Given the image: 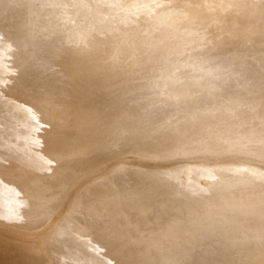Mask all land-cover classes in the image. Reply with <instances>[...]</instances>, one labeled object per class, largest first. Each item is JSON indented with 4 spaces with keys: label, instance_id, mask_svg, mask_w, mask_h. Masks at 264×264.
<instances>
[{
    "label": "rangeland",
    "instance_id": "374dc122",
    "mask_svg": "<svg viewBox=\"0 0 264 264\" xmlns=\"http://www.w3.org/2000/svg\"><path fill=\"white\" fill-rule=\"evenodd\" d=\"M195 1H198L200 3V10L204 12L202 13V15H208L207 17L210 18L211 24L208 25L207 22H205L207 19L203 18L202 21H197L196 29L191 26L183 28L179 27V25H183V21L190 17L189 13L192 10L191 6H193V4L190 5L189 0L33 1L35 4H38L39 2L38 6L41 5L42 8L45 6L44 8L45 10L47 9V12L50 11L49 13H47L45 10H43L45 14H49V17L51 16V20L49 19V17H46L45 14V17H43L44 19L41 18V16L39 19H37L38 17L36 16V23L34 22V25H36L37 27H34L36 34V36L34 35L36 38H34L38 42L34 41L33 38L32 43L34 42V44L32 45L33 47L35 46V48L38 44L39 45L36 49L33 48V50L37 51L34 52V62L32 68L29 71L31 80L30 88L27 87L23 98L21 101H19V103L12 101L14 103L13 104L11 101L9 102L6 99L3 100L4 102H0V114L4 113L7 110L6 106L10 108L16 106L20 107L19 109H17V112H24L25 117L29 110L30 100H32L31 97H28V99L25 98V96H29L30 93H33L34 96L38 95V98L40 97L39 99L41 100L44 97L43 101L45 102L50 98L51 90L52 92L60 94L61 99L56 102V108L54 106L52 108V111L42 105L43 107H40L41 109L39 110V115L42 119H46L43 117L46 116L48 118L46 119L48 120V122L50 120V125L48 124V126L51 132L55 131L54 127H63L67 131L66 135H69L68 137L71 136L68 140H66L67 142L65 147L64 140L67 136L61 135L60 138L62 137V145L50 147L48 149V153L50 152L49 154L55 156L56 159L58 158L63 160L66 164H69L72 168H74L75 171H68L65 174H60V172H57L56 177L51 179L42 178V181H44L48 185V189L44 195L42 194L43 196L40 199L42 200L43 197L45 199H48L49 201L47 202V205H45L44 207L40 206L37 209H31L29 208L30 206H25V211H22V205L20 203H18L19 205L10 204L9 197L11 196V191H15L17 189L22 190V184H24L22 180L30 179L33 172L26 173L24 174V177H19L18 179L11 181L10 177L7 178L5 176L4 171H8L9 169H13L15 166L20 165L19 162L10 163L11 161H9V159L13 158L14 154H17L18 152H21L23 150H31L34 145L31 141H28L19 146H13L15 144L14 141L9 149L3 151L0 149V158H2L3 160H0V180L5 181V179H9V189L7 191L2 190L0 187V228H3L0 229V260H2L1 264H6V260L11 259L15 262H19L18 264H38L42 262L43 264H80V262H85L88 264H96L101 262L100 264H105L103 263L105 260H108L106 264H129L128 261H130V264L132 262L133 264H135L134 260L137 261L135 258H137L138 255L133 254L129 249V246L131 247V243L121 244V242L123 243V239L126 234L130 235L132 233L133 242H136L138 240L137 244L141 241L144 242L150 239L147 234V228L141 230L142 225H140L139 222H131V219L134 218L132 216H135L136 214L135 210H139L140 208H137L141 207V204H144L142 202L147 203L149 199L151 200V202L149 201L147 204L158 203L161 204L160 206L167 207L168 203V209H171L170 213H168L169 210H167L165 212V215H162L164 217L166 216V218L169 216V219H167V221L170 223L169 220H171V218L173 219V217L175 216V213L172 214V211H174V208L176 210V208L181 203L178 204L177 202L167 201L173 200L164 191L166 183L164 184L165 186L162 185L166 181V179H164V177L166 178V169L169 170L170 167L179 165L178 163H180V165L182 166L184 164V166L193 165L192 167H196L198 166L197 164H199V162L201 163L203 158H206L204 157V155H209V153L215 154L217 158L216 160L220 159L219 163H224L226 161V163H231L233 158H238L239 160L244 159V161L249 158H255L253 159L254 161L256 160L255 163L253 160L251 163L246 162V164L251 165V168L245 167V172H258L259 176L257 178H254V180H257V183L262 182V184L256 187V189H254L252 193H249L248 195H244V193H234L230 195L231 197L226 196V198L228 197L231 203H234L232 205L244 203L247 200L256 197L259 198L261 202L258 204L257 211L253 214L240 217H238V215L235 220L228 223V225H225L226 228L224 235H221L220 229L222 228L216 231L211 230L205 233V236L211 233V237H196L190 239V241L186 240L185 242H179L178 249L179 251H181V253H191L192 255H195L196 253L201 252L199 250L201 249V247H207L211 243L210 245H214V247L218 249L217 251L222 253L223 251H221V248L223 250L224 248L221 246L229 243L228 240L235 238L232 240L234 241L232 244L234 245V251H232V249L229 251L225 248V250L228 252L222 253H230L232 255V258L229 257L230 254L227 255L228 258L223 255L227 258L226 259L224 257L225 261L227 262L226 263L223 260V256L221 259L220 253L216 252L217 254L219 253V258L217 257L218 255H215V259L217 261L218 259L220 260L217 264H236V261L238 262L237 264H264V161L262 162L261 160L262 157L264 158V154L259 153V151H257L259 149H256L253 152L250 151L252 153V155H250L251 153L248 152L246 150V147L242 145H236L231 148H227L225 145H221L225 137L227 136L226 126L228 118H230L229 122L232 126V130H244L245 133L248 130H252L253 134H259V132L264 133V106H258V104L264 102V0ZM50 8L54 9L53 12L57 8V10H59L58 14L57 12H54V14ZM64 8H66V10H64ZM60 11L61 13H59ZM3 14L7 19L9 18V14L7 11H5ZM39 15L40 14H38V16ZM64 18H66V20ZM52 19H55V22L57 21L56 24H54L55 22ZM41 20H43V22ZM11 21L12 18L10 17L9 22H5L4 26L2 24V27L4 29L0 30L1 38H3L2 43L4 41V46L6 44H9L10 46L9 47L6 45L5 47L7 48H12L13 46H15V44H13L15 43V41L9 38L8 35H6L10 31L6 30L8 28L10 29V27L13 28V21ZM10 22L11 25L9 24ZM44 22H46L45 24L48 25L47 28H45L46 25L44 24ZM49 22L51 26L49 25ZM53 26L54 28H52ZM41 29H43V31ZM48 29H51L50 33ZM4 31L7 33H5V35H2ZM40 35H43V37H41ZM37 37L39 39H37ZM27 38L28 37H26L25 35H22V40L19 41V44H17V46L20 47V45L22 46V44H25L24 41H26L27 43ZM8 40L12 41L13 43ZM6 41L9 43H7ZM10 44H12L13 46H11ZM2 47L3 46H1V48ZM19 47H17V49L21 48ZM39 55L40 57H37ZM61 74L65 75V77ZM56 78H58L59 80ZM162 78H165V81H163ZM167 78L171 80V82ZM50 79H52V81ZM66 79L69 80L67 81ZM60 80H62L63 83ZM44 81H46V83ZM173 83H176V85H174ZM41 84H43V86H41ZM54 85L55 88H57L58 86V91H54L53 88L50 87H54ZM65 86H67V88H65ZM40 87L42 88L40 89ZM43 87H47L45 88L46 91ZM47 90H49V92H47ZM39 91L41 93H39ZM42 93L43 97L39 95ZM45 94L47 95L45 96ZM12 98L14 99V96L11 97V99ZM5 100L7 102L6 104ZM66 102H70V105L66 104ZM3 104H5L6 106H2ZM83 104L85 105L83 106ZM23 107L26 109H24ZM44 107L46 108V110L44 109ZM54 109L56 110L54 111ZM60 110L63 111V114ZM56 111L60 112L56 114ZM45 112L50 113V117H48V114ZM41 113H44V115L42 116ZM59 114L63 116H60ZM239 114L241 115V120L237 119V116ZM57 116L60 119H58ZM53 117L54 119H52ZM68 117L71 118L67 119ZM53 120L61 122L60 126L57 121H55L54 123ZM67 120L68 123L70 122L69 124L63 123ZM81 128L83 129L80 130ZM83 135H87L88 137H84ZM3 136L4 135L2 131H0V142ZM82 137L84 138L81 139ZM108 138L111 140H109ZM116 141L117 143H115ZM71 143H75L74 145L78 144V146L81 147L75 149L77 148V146H71L70 148V145H73ZM80 143H82L83 145ZM92 143H94V145ZM84 144H86L85 147ZM97 144H100V148H96L99 147L95 146ZM105 144H107V146L109 147L111 145V148H113H110V150H112L113 152H108L109 150L107 149H109V147L107 149L103 148L107 147ZM113 144H117V146H114ZM87 145L94 153L89 150V147H86ZM62 147L66 148V150H64ZM82 147L86 149V153H84L85 149ZM215 147L216 150H214ZM219 147L221 148V150H217L220 149ZM60 148H62V150L65 152H63L62 150H58ZM73 148L76 153L74 151L71 152V149ZM117 148L119 149L116 150ZM135 148H137V150ZM203 148L206 149V153L205 150L203 151L204 155L198 152V150H201ZM212 148L214 149L212 150ZM222 148H224V150ZM52 149H55L56 151L53 150V152ZM99 149L102 152H100ZM105 149L107 151H104ZM131 149H134V151ZM210 149L211 152L209 151L208 153V150ZM225 149H227V152ZM95 151H98V153H96L98 155L95 154ZM139 151H141V153ZM163 151L164 154H162ZM240 151L242 152V154ZM245 151L248 153L246 154ZM120 152H126L124 154L122 153L124 155L123 158H115L117 156L115 154H120ZM127 152L130 153L128 154ZM61 153L66 155H61ZM167 153H169V155H167ZM57 154H59L60 156H56ZM254 155L255 157H253ZM87 156H89L90 158H88ZM138 156H140V158ZM144 156L146 157L143 158ZM99 157L101 158V162L98 161ZM130 157L132 159H130ZM207 158L210 162L215 161L213 157L212 160H210L211 157L209 158V156ZM221 158H225L226 161ZM148 159H150V161ZM189 160L193 163L190 164ZM85 161L88 162L86 163ZM194 161L195 164L197 163L196 166L194 165ZM111 162H115L113 163L114 165ZM121 162H127L132 166H135L136 169H134L135 167H132L131 169L133 171L124 169L125 171L123 172L120 170V167H118ZM233 162H236V160ZM254 165L255 168H253ZM41 167L42 166L40 165L39 169ZM78 167H82V173L78 172ZM108 167H110L111 169V174L108 175L109 182L116 181L117 185L118 183L121 184L120 186H117L116 182H114V184L116 185L115 189H112L113 187L111 185H114L112 184V182L111 185L108 184L109 182L107 183V177H105L104 179V175L99 174H102L101 171L103 170V168L105 169ZM138 167L140 168L138 169ZM100 168L101 170L99 171L98 169ZM260 168L263 169V172ZM117 169H119V171H117ZM115 171L119 172L120 176L119 174L117 175V172ZM126 172H128V174ZM95 173L96 175H94ZM129 173L130 175L136 173L139 177L145 179L146 182L142 181V179L140 181V184L146 183L147 185H145L147 187L143 185V187L145 186L143 188L144 193L140 194L139 197V199H141L142 201H136L139 204L138 207L134 204L136 203L134 201V203H132V201H129L126 198V201L123 200L125 203L123 202L122 205L126 207L125 209L127 211V217L130 216L128 217L129 223H125L128 224V231L132 230V228L136 226V228H133L134 231L130 233H124L123 228H118L117 221L110 222L107 219V209L105 208L106 206L102 201L108 202L109 197H111V194L114 190L121 193L126 191L124 192L125 194L123 193V195L128 196L127 191L129 190L128 192L130 193L137 186L135 185V183L138 184V182H134L132 179V181L128 179L130 178V176H128ZM141 173L144 174L145 177ZM112 174H114L115 178L117 177L119 181L116 180L114 176H112ZM123 174H125V178H122L124 177ZM91 175L93 176L91 177ZM101 179H104L105 181L103 180L102 182L98 183L97 181H100ZM10 181L13 183L11 184ZM75 182H77L78 184ZM97 183L98 185L101 183L100 185L104 187L99 190L101 186L95 185ZM157 183L161 186H157ZM10 184L12 186H10ZM90 184H92V186H90ZM72 185L75 188L72 187ZM78 185L81 187H79ZM87 185H89L90 187ZM153 185L156 187V190L157 188L160 189L162 187V189H164H160V192L157 190L158 194L161 193L159 194V197L157 194L158 199L157 197H155L156 193H149L151 192V190L152 193L156 191ZM169 186H173L172 188H175V185ZM70 187H72V189ZM118 187H121L125 190L123 191V189H121V191H119ZM71 191L73 192L71 193ZM219 191L220 190L214 192L218 193ZM94 192H98L100 195L96 193L94 194ZM69 193H71V196ZM108 193L110 194L108 195ZM250 194L254 195L249 196ZM153 195L156 198V202L155 198H152ZM163 195H167L169 199L167 197L162 198L164 197ZM225 195H227V193H225ZM217 196L219 201H215L219 203L225 201V197H221L222 195ZM144 197L147 198L146 201H143V199H145ZM64 198H69L70 201H68V199L66 201ZM86 198V202L90 205L93 212L91 214L88 213V215L87 211L82 206V203L86 200ZM99 198H102V201ZM159 198L162 200H160ZM95 199L98 200V203L95 201ZM152 199L154 201H152ZM164 199H166V201H164ZM157 200H159L160 202H158ZM161 201L166 202V205L164 203V205H162ZM49 202L51 204L48 205ZM127 202L135 205V207H133V205L131 206V204L129 203L127 204ZM60 203H65V209L61 213L63 217L61 216V214L58 215V207ZM99 208L101 209V211H99ZM198 208H200V206ZM140 210L139 212H137L141 214ZM102 212H104V214ZM226 213L231 214V211H226ZM74 214H77V216L79 215L78 218ZM159 216L160 214L158 213V217ZM195 216L199 217L198 214H196ZM54 217L55 219H57L56 221L54 220ZM14 218H16L17 220ZM73 218L75 220H73ZM69 219L73 222L75 221V227L72 221H70ZM79 219H82V221H80L82 222V224L86 223L87 225H82L79 222ZM89 219L94 220L93 222L88 224ZM208 219L209 218L204 219L202 224H198V228H200V230L203 228V230H207L210 227L209 225H212V223L206 225V221ZM241 220L244 224L245 231H247L246 236L242 238L235 237V235L238 234H234L231 227L238 224ZM167 221L165 223L162 221H155L152 224L156 225L158 223L157 227H160L163 233H166L168 229H170V227H168L170 225H168L169 223ZM114 222L115 224H113ZM46 225H49L50 227H48L47 230H45L43 233H39L41 227ZM72 227L77 229L78 231L75 229L74 230L76 232L72 231ZM79 227L81 229L83 227H86L84 230L82 229L83 231L81 232L86 231V233H88L89 235L84 233L85 235L83 237V233H80ZM164 228H166L167 230H165ZM257 228H259V232L256 231ZM70 230L72 231L73 236L70 235ZM200 230H198V234L200 233ZM13 231H15V233ZM8 233H14L15 236L13 235L12 237ZM26 234L33 236L30 238L28 235V238L25 239L27 237ZM74 234H77V236L82 234L80 235V238L82 239H78ZM216 235L218 236L214 238V236ZM51 237H53V240H51ZM41 238L46 239L43 241ZM74 238L77 239H75L74 241ZM86 238L88 240H93H91L92 242L88 241L89 243H86ZM12 239L14 240L12 241ZM7 240L11 242H8ZM64 240L68 242L65 243ZM62 241L64 242L62 243ZM77 241H79V243L81 244H79ZM55 242H58V245H56L57 243ZM60 242L61 244L59 247ZM76 242L81 247L83 245V249L79 247L81 251L86 250L84 248L85 244L87 245L85 246L89 248L87 249V252L84 251L86 252L85 254L83 252L79 256V258H83H81L82 261L77 258V254L75 255V253L72 252L73 250L70 251V248L72 249L75 244L77 245ZM115 243L118 246H116ZM106 244H108V246ZM105 245L108 247V251ZM66 246L69 248V252L73 253L72 255L71 253L67 252V248L63 250ZM111 247L113 250L111 249ZM123 247L125 248L123 249ZM43 248L46 250H44ZM51 248L55 253H52L53 251L51 250ZM57 250L58 252L56 254ZM114 250L116 252L120 251L118 252L119 254L117 253V256H115L116 253H113ZM120 253L123 257L127 256L125 258L126 261L123 257H121ZM47 254L50 255L48 256ZM83 254L86 256L84 257ZM132 254L135 255V258H133L134 260L130 258L134 257ZM44 255L45 258L41 259V257H44ZM118 256L119 258L117 259L116 257ZM236 256H239L238 258L241 257L242 259H239L238 261L236 260ZM235 257L236 259H234V263L232 259ZM120 258L123 260H120ZM244 258L246 259L244 260ZM138 259L140 260L139 257ZM3 260L5 262H3ZM78 260L79 263L77 262ZM109 260H111V262ZM199 260L196 261V264L197 262H201ZM221 260H223L224 262ZM240 260H243L244 262L242 263V261ZM139 263L144 264L143 262L141 263V260L139 262L137 261V264Z\"/></svg>",
    "mask_w": 264,
    "mask_h": 264
},
{
    "label": "bare ground",
    "instance_id": "6f19581e",
    "mask_svg": "<svg viewBox=\"0 0 264 264\" xmlns=\"http://www.w3.org/2000/svg\"><path fill=\"white\" fill-rule=\"evenodd\" d=\"M34 0H17V1H9V0H0V30H3L4 28L2 27V24H3V26H4V23L5 22H9V18L11 17L12 18V21H13V28H11L10 27V29L8 28L6 31H9V33L8 34H6V35H8V37L9 38H11L12 40H14L15 41V43H13L12 41H10V40H8V41H10V42H12L13 44H15V46H13L12 44H10L11 46H13L12 48H7V47H5L6 45L7 46H9V44H6L5 46H4V41H3V43H2V39L3 38H1V35H0V102H4L3 100L4 99H6V100H8L9 102L11 101H14V102H18L19 103V101H21L22 100V98H23V95H24V93H25V90L27 89V87L28 88H30V82H31V80H30V76H29V71H30V69L32 68V65H33V62H34V57H35V54H34V52H36L37 50H33V48H35V46L33 47V45L32 44H34V42L32 43V41H33V38L36 36V34H35V26L36 25H34L36 22H35V18H36V16L38 17L37 19H39L40 18V16H41V18H43V17H45L44 16V14H45V12L43 11V10H45V6L42 8L41 7V5L40 6H38V4H39V2H38V4H35L34 2H33ZM38 0H35V2H37ZM42 2H44V1H42ZM45 4V3H44ZM189 4L191 5V4H193V6H191L192 7V10H191V12L189 13L190 14V17L188 18V19H186L185 21H183L182 23H183V25L181 24V25H179V27L180 28H183V27H187V26H191V27H193V28H195L196 29V25H197V21L199 20V21H202V19L203 18H205V19H207L205 22H207V24L209 25V24H211V20H210V18H208L207 16H203L202 15V13H204L203 11H201L200 10V3L198 2V1H195V0H189ZM35 5H37V6H35ZM47 5V4H46ZM42 6H43V4H42ZM48 6V5H47ZM51 9V8H50ZM52 10V12H53V10L54 9H51ZM64 10H66V8H64ZM5 11H7L8 12V14H9V18L7 19L6 18V16H4V12ZM43 11V12H42ZM46 12H47V9L45 10ZM58 11L59 10H57V8H56V10L54 11V12H57V14H58ZM61 11H62V9H61ZM61 11L59 12V13H61ZM178 11V10H177ZM50 11H48L47 13H49ZM53 12V13H54ZM40 14L39 16H38V14ZM55 14V13H54ZM53 14V15H54ZM56 14V15H57ZM43 15V16H42ZM46 15V17H49V14H45ZM48 15V16H47ZM5 17V18H4ZM51 18V16L49 17V19ZM6 19H7V21H6ZM44 19V18H43ZM46 19V18H45ZM48 19V18H47ZM65 20H66V18H64ZM11 20V19H10ZM51 20V19H50ZM53 20V19H52ZM55 20V19H54ZM53 20V21H54ZM11 21V22H12ZM42 22H43V20H41ZM61 21V20H60ZM11 22L9 23L10 25H11ZM35 22V23H34ZM47 22V21H46ZM46 22H44V24L46 23ZM51 22V21H50ZM50 22H49V25L51 26V24H50ZM55 22V21H54ZM53 22V23H54ZM57 22V21H56ZM56 22L54 23V24H56ZM38 23V22H37ZM39 23H40V21H39ZM8 24V23H7ZM44 24H43V27H44ZM40 25V24H39ZM46 25V24H45ZM61 25V24H60ZM7 26H9V25H7ZM7 26H6V28H7ZM55 26V25H54ZM54 26L52 27V28H54ZM1 27H2V29H1ZM37 27V26H36ZM41 27V26H40ZM42 27V28H43ZM48 27V25H46V27L45 28H47ZM5 28V29H6ZM39 28V27H38ZM51 28V27H50ZM42 31H43V29H41ZM47 30V29H46ZM49 30V33H50V30L51 29H48ZM45 32V31H44ZM5 33H7V32H5L4 31V33H2V35L4 34L5 35ZM46 33H47V31H46ZM45 33V34H46ZM141 33V32H140ZM0 34H1V31H0ZM41 34V33H40ZM43 34V33H42ZM52 34H53V32H52ZM60 34V33H59ZM22 35H25L26 37H28L27 39V43H26V41H24L25 42V44H22V43H20V44H22V46L20 45V47L19 46H17V44H19V41L20 40H22L21 39V37H22ZM35 35V36H34ZM37 35H38V32H37ZM55 35V34H54ZM41 36V35H40ZM49 36V35H48ZM2 37H4V36H2ZM6 37V36H5ZM41 37H43V35L41 36ZM36 38V37H35ZM34 38V41H37L36 39ZM24 39H26V38H24ZM37 39H39L38 37H37ZM45 39V38H44ZM47 39H48V37H47ZM5 40V39H4ZM40 41V40H39ZM7 42V41H6ZM38 42V41H37ZM7 43H9V42H7ZM42 43V42H41ZM66 43V42H65ZM39 45V44H38ZM38 45L36 46V48L38 47ZM60 45V44H59ZM1 46H3L2 48H1ZM10 47V46H9ZM17 47H19L20 49H17ZM6 48V49H5ZM35 48V49H36ZM68 51V50H67ZM180 52V51H179ZM183 52V51H182ZM181 52V53H182ZM37 57H40V55L39 56H37ZM108 58V57H107ZM37 59V58H36ZM233 63V62H232ZM63 66V65H62ZM232 69V68H231ZM40 72V71H39ZM51 74V73H50ZM52 75V74H51ZM62 76H64L65 77V75H63V74H61ZM60 75V76H61ZM69 75H73V74H69ZM240 76V75H239ZM62 78V77H61ZM60 78V79H61ZM56 79H58V78H56ZM168 79V78H167ZM35 80V79H34ZM51 81H52V79H50ZM59 80V79H58ZM67 81L69 80V79H66ZM162 80L163 81H165V78H162ZM169 80V79H168ZM61 82H62V80H60ZM67 81H65V82H67ZM72 81V80H71ZM167 81V80H166ZM170 82H171V80H169ZM45 83H46V81H44ZM43 82V83H44ZM48 82V81H47ZM38 83V82H37ZM63 83V82H62ZM34 84V83H33ZM54 84V83H53ZM57 84V83H56ZM74 84V83H73ZM174 85H176V83H173ZM51 85V84H50ZM66 85V84H65ZM41 86H43V84H41ZM51 88H53V90L54 91H58V86H57V88H55V85H54V87L53 86H50ZM88 87V86H87ZM191 87V86H190ZM42 87H40V89H41ZM44 88V87H43ZM45 88H47V87H45ZM44 88V89H45ZM65 88H67V86H65ZM8 90V91H7ZM51 90V89H50ZM72 90V89H71ZM32 91H33V89H32ZM42 91V90H41ZM45 91H46V89H45ZM64 91V90H63ZM261 91V90H260ZM43 92H44V90H43ZM47 92H49V90H47ZM125 92V91H124ZM39 93H41L40 91H39ZM38 94V93H37ZM36 94V95H37ZM39 95H41V97H43L42 95H43V93L42 94H39ZM47 94H45V96H46ZM50 95V94H49ZM63 95V94H62ZM14 96V99L12 100L11 99V97H13ZM60 94H57V93H55V92H52V90H51V95H50V98H49V96H48V98L49 99H47L45 102L43 101V98H42V100L41 99H39L38 98V95L37 96H34L33 95V93L31 94H29V96H25V98H28V97H31V99L32 100H30V105H29V110H28V113L25 115V117H24V112L23 113H18L17 112V109H19L20 107H13V108H10V107H7L5 104L7 103L6 102V100H5V104H3L2 106H6V108H7V110L4 112V113H2V114H0V131H2V133H3V137L1 138V144H0V149L3 151V150H7V149H9L10 147H11V145L13 144V142L15 141V144L13 145V146H15V145H17V146H19V145H21V144H24V143H26V142H28V141H31L32 143H33V145H34V147H32V149L31 150H23V151H21V152H18L17 154H14V156H13V158H10L9 159V161H11L10 163H14V162H19V166H15L13 169L11 168V169H9L8 171H4L5 172V176L7 177V178H11V181H14V180H16V179H18L19 177H24V174H26V173H29V172H33L32 173V177L30 178V179H26V180H22L23 182H24V184H22V190L21 189H17V190H15V191H11V196L9 197V202H10V204H15V205H17L18 203H20L21 205H22V211H25L24 210V207L25 206H30L29 208H31V209H37V208H39L40 206H45V205H47V202L49 201L48 199H45L44 197L42 198V200L40 199L44 194H45V192L47 191V189H48V185L44 182V181H42V178H48V179H51V178H55L56 177V175H57V172H60V174H62V173H66V172H68V171H71V172H73V171H75V169L74 168H72L69 164H66L63 160H61V159H56L55 158V156H53L52 154L50 155L49 153H48V149L50 148V147H56V145H62V143H61V141H62V137L60 138V136L61 135H66V133H67V131H66V129L65 128H63V127H54V130L55 131H50L49 130V126H48V124H49V122H50V120H49V122H48V120H46V119H48L46 116H43L44 115V113L42 114V116L44 117V118H46V119H42L41 117H40V115H39V110L43 107L42 105H44L46 108H48V109H50V110H52L53 111V107L55 106V108H56V102L59 100V99H61L60 98ZM146 96V95H145ZM203 96V95H202ZM180 98V97H179ZM29 99V98H28ZM46 99V98H45ZM184 100V99H183ZM24 101V100H23ZM29 101V100H28ZM63 101V100H62ZM185 101V100H184ZM238 101V100H237ZM240 101V100H239ZM59 102H61V101H59ZM13 103V102H12ZM27 103V102H26ZM89 103V102H88ZM14 104V103H13ZM66 104H68V105H70V102H66ZM19 105V104H18ZM17 105V106H18ZM81 105V104H80ZM85 104H83V106H84ZM264 106V102H262V103H260V104H258V106ZM20 106V105H19ZM25 107V106H24ZM23 107V108H24ZM41 107V108H40ZM44 107V109L46 110V108ZM68 107V106H67ZM82 107V106H81ZM72 108H73V106H72ZM78 108V107H77ZM24 109H26V108H24ZM47 109V110H48ZM181 109V108H180ZM21 110V109H20ZM56 109H54V111H55ZM63 110H65V109H63ZM67 110V109H66ZM73 110V109H72ZM79 110V109H78ZM43 111V110H42ZM49 111V110H48ZM61 111V110H60ZM59 111V112H60ZM188 111V110H187ZM57 112V111H56ZM59 112H57L56 114H58ZM62 112V114H63V111H61ZM45 113H47L48 114V117H50V113H48V112H45ZM55 113V112H54ZM46 114V115H47ZM51 114H52V112H51ZM188 114V113H187ZM60 115V114H59ZM181 115V114H180ZM190 115V114H189ZM234 115V114H233ZM60 116H63V115H60ZM88 116V115H87ZM91 116V115H90ZM241 115L239 114L238 116H237V119L239 120H241V117H240ZM58 117V116H57ZM56 117V118H57ZM23 118V119H22ZM69 118H71V117H68L67 119H69ZM75 118V117H74ZM95 118V117H94ZM52 119H54V117L52 118ZM58 119H60L59 117H58ZM57 119V120H58ZM96 119V118H95ZM94 119V120H95ZM21 120V121H20ZM57 120H55V121H57ZM66 120V119H65ZM81 120V119H80ZM93 120V119H92ZM229 120H230V118H228V122H227V126H226V128H227V130H226V137H225V139H224V141H223V143L221 144V145H225L227 148H231V147H234V146H245L246 147V150L248 151V152H250V151H254V150H256V149H259V150H257V151H259V153H263L264 154V140H263V135H264V133H260L259 132V134L257 133V134H253V131L252 130H248V131H246V133L244 132V130L242 131H238V130H232V126L230 125V122H229ZM54 121V120H53ZM55 121H54V123H55ZM76 121H77V119H76ZM58 123H59V126H60V123L61 122H59V121H57ZM74 122V121H73ZM63 123H68V120L67 121H65V122H63ZM70 123V122H69ZM68 123V124H69ZM72 123V122H71ZM46 124V125H45ZM76 124V123H75ZM45 125V126H44ZM50 125V124H49ZM85 125V124H84ZM97 125V124H96ZM64 126H65V124H64ZM67 126V125H66ZM72 126V125H71ZM75 126V125H74ZM79 126V125H78ZM78 126H77V128H78ZM53 127V126H52ZM80 127V126H79ZM92 127V126H91ZM90 127V128H91ZM99 127V126H98ZM51 128V127H50ZM56 128V129H55ZM74 129V128H73ZM83 128H81L80 130H82ZM70 131V130H69ZM77 132H78V130H77ZM76 132V133H77ZM71 134V133H70ZM75 134V133H74ZM108 135V134H107ZM113 135V134H112ZM67 136V135H66ZM66 136H64V137H66ZM69 136V135H68ZM66 137L65 138V147H66V140H68L70 137ZM75 136V135H74ZM84 136V135H83ZM86 137H88L87 135H85ZM84 136V137H85ZM100 136H102V135H100ZM84 137H82L81 139H83ZM90 137V136H89ZM106 137H108V136H106ZM9 138H10V141H9ZM73 138V137H72ZM93 138V137H92ZM80 139V140H81ZM91 139V138H90ZM103 139V138H102ZM109 139V138H108ZM85 140H86V138H85ZM89 140V139H88ZM109 140H111V139H109ZM122 140V139H121ZM72 141V140H71ZM70 141V142H71ZM113 141H115V140H113ZM119 141V140H118ZM174 141V140H173ZM73 142V141H72ZM82 142V141H81ZM84 142V141H83ZM94 142V141H93ZM97 142V141H96ZM101 142H102V140H101ZM108 142V141H107ZM134 142V141H133ZM172 142V141H171ZM69 143V142H68ZM85 143V142H84ZM89 143V142H88ZM87 143V144H88ZM98 143V142H97ZM112 143V142H111ZM114 143V142H113ZM115 143H117V141L115 142ZM71 144H73V145H70V148H71V146H73V147H75V146H77V148H75V149H78V147H81V146H78V144H76V145H74L75 143H71ZM80 144H82V143H80ZM79 144V145H80ZM93 145H94V143H92ZM148 144V143H147ZM68 145V144H67ZM83 145V144H82ZM85 145L86 144H84V147H85ZM104 145V144H103ZM106 146H107V144H105ZM114 146H117V144H113ZM112 145V146H113ZM31 146V145H30ZM90 146H91V144H90ZM95 146H99V147H96V148H100V144H97V145H95ZM135 146V145H134ZM133 146V147H134ZM60 147V146H59ZM68 147V146H67ZM84 147H82V148H84ZM86 147H89L88 145L86 146ZM101 147H102V143H101ZM109 146H107V147H103V148H108ZM132 147V148H133ZM63 148V147H62ZM62 148H60V149H58V150H62ZM110 148H111V145H110V147H109V149H107V150H109L108 152H110V151H112V150H110ZM113 148V147H112ZM111 148V149H112ZM121 148V147H120ZM205 148H209V147H205ZM205 148H203V149H201V150H198V152L200 153V154H203L204 155V153H203V151L205 150V153H206V149ZM217 148H218V146H217ZM220 148V147H219ZM55 149H57V148H55ZM55 149H52V151L54 150V151H56ZM64 150H66V148H63ZM69 149V148H68ZM80 149V148H79ZM85 149V148H84ZM92 149V148H91ZM93 149H94V146H93ZM104 150V151H107V150ZM119 148H117L116 150H118ZM136 150H137V148H135ZM214 148H212V150H213ZM223 150H224V148H222ZM0 150V151H1ZM51 150V149H50ZM81 150H83V149H81ZM88 150V149H87ZM89 150H90V147H89ZM88 150V151H89ZM98 150V149H97ZM100 150V149H99ZM131 150H133L134 151V149H131ZM214 150H216V147H215V149ZM217 150H221V148L220 149H217ZM226 150V152H227V149H225ZM228 150H230V149H228ZM53 151V152H54ZM59 151V152H60ZM63 151V150H62ZM69 151V150H68ZM67 151V152H68ZM72 151H74V148L73 149H71V152ZM86 151V149L84 150V153H86L85 152ZM87 151V152H88ZM90 151H92V150H90ZM103 151V152H104ZM121 151V150H120ZM209 151L211 152V149L210 150H208V153H209ZM63 152H65V151H63ZM75 152V151H74ZM73 152V153H74ZM93 152V151H92ZM100 152H102L101 150H100ZM108 152H106V153H108ZM113 152V151H112ZM140 153H141V151H139ZM197 152V153H198ZM212 152H214V151H212ZM216 152V151H215ZM241 152V151H240ZM244 152V151H243ZM248 152H246L245 151V153L247 154ZM76 153V152H75ZM78 153V152H77ZM81 153V152H80ZM79 153V154H80ZM89 153V152H88ZM94 153V152H93ZM92 153V154H93ZM96 153H98V151H95V154ZM105 153V152H104ZM104 153H102V154H104ZM123 153V152H122ZM121 152H120V154L118 153V154H115V155H117L115 158H119V157H121V158H123V154L124 153H126V152H124L123 154H122ZM128 154L130 153V152H127ZM131 153H133V152H131ZM136 153V152H135ZM161 153V152H160ZM198 153V154H199ZM219 153H221V152H219ZM238 153V152H237ZM251 153V152H250ZM55 154V153H54ZM82 154H83V152H82ZM114 154V153H113ZM122 154V155H121ZM162 154H164V151H163V153ZM166 154V153H165ZM241 154H242V152H241ZM59 154H57L56 156H58ZM61 155H64V154H62L61 153ZM66 155V154H65ZM64 155V156H65ZM67 155H69V154H67ZM96 155H98V154H96ZM110 155V154H109ZM119 155V156H118ZM121 155V156H120ZM132 155H135V154H132ZM167 155H169V153H167ZM195 155V154H194ZM250 155H252V153L250 154ZM257 155V154H256ZM60 156V155H59ZM58 156V157H59ZM72 156H73V154H72ZM75 156H76V154H75ZM78 156V155H77ZM100 156V155H99ZM142 156V155H141ZM170 156H172V155H170ZM199 156V155H198ZM209 156V158L211 157V159L210 160H212V157L214 158V162H210L209 160H208V157ZM249 156V155H248ZM262 156V155H261ZM67 157V156H66ZM88 158H90L89 156H87ZM126 157V156H125ZM124 157V158H125ZM132 157V156H131ZM130 157V159H132ZM137 157V156H136ZM139 158H140V156H138ZM146 156H144L143 158H145ZM147 157H149V156H147ZM195 157V156H194ZM204 157H206V158H203V160L201 161V163L199 162V164H197L198 166H196V164H195V161H194V165L196 166V167H192V166H184V164H183V166L182 165H180V163H178L179 165H177V166H175V167H170V169L169 170H167L166 169V178L164 177V179H166V181L162 184L163 186H165L164 184L166 183V187H164V189H162V188H160V189H162V190H164L166 193H167V195L173 200V201H170V200H167V201H169V202H177L178 204L179 203H181L177 208H176V210H175V208H174V211H172L173 213L172 214H174L175 216L173 217V219L171 218V220H169L170 221V223L167 221V219H169V216L166 218V216L164 217L162 214H164L165 215V212L167 211V210H169L168 208H169V206H168V203H167V207H164V206H160L161 204H154V203H149V204H147L149 201L151 202V200L149 199L148 200V202L146 203V202H142V203H144V204H141L142 206L141 207H138L139 206V204L136 202L137 200H139L140 202L142 201L141 199H139V197H140V194H143L144 193V191H143V188L147 185L146 183H144V184H140V181L143 179V178H141V177H139L136 173L135 174H131L130 175V173H129V175L128 176H130V178H128V179H132L134 182L136 181V182H138V184H136L135 183V185H137L130 193L127 191V193H128V196H124L123 195V193L124 192H126V191H124L125 189H123V188H121V187H118L119 188V191H121V189H123V191L124 192H116V190H114L113 192H112V194H111V197H109V201L107 202V201H102L101 199L102 198H99L103 203H104V205L106 206L105 208L107 209V212H106V217H107V219L110 221V222H113V221H117V224H118V228H123V230H124V233H130V232H132V231H134L133 230V228H136V226H134L133 228H132V230H129L128 231V228H127V226H128V224H125V223H129V218L128 217H130V216H128L127 217V211H126V207L125 206H123L122 205V203L124 202V201H126L125 200V198L126 199H128L129 201H132V203H134V202H136V203H134L137 207V209H139L140 210V212H141V214L140 213H138L139 212V210H135L136 212V214H135V216H132V217H134V218H132L131 219V222L132 223H134V222H139L140 223V225H142V227H141V230L142 229H144V228H147V234H148V236H149V240H147V241H144V242H140V243H138L137 244V242H138V240L135 242H133V239H132V234H130V235H127L126 234V236L124 237V236H122V237H124V239H123V243L121 242V244H127V243H131V247L129 246V249L131 250V252L133 253V254H137L138 256H137V258H135V255H133L134 257H130V258H135L138 262L141 260V263L143 262L144 264H196V261L197 260H199L200 258V260L199 261H201V262H197V264H217L218 263V261H220L219 259H218V261L215 259L216 258V256L219 258V251H217L218 249L216 248V247H214V245H208L207 247L206 246H203V247H201V249H199L201 252H199V253H196L195 255H192L191 253H187V254H185V253H181V251H179V249H178V244H179V242H185L186 240L188 241H190V239H192V238H198V237H211L212 236V234L211 233H209V235H206L205 236V233H207L208 231H211V230H214V231H216V230H218V229H220V228H222V229H220V231H221V235H224V233H225V228H226V226L225 225H228V223H230L231 221H233V220H235L236 218H237V216L238 217H240V216H248L249 214H253L254 212H256L257 211V207H258V204L261 202L260 200H259V198H252V199H249V200H247L246 202H244V203H238V204H235V205H232V204H234V203H231V201L229 200V198L228 197H231L230 195H232V194H234V193H244V195H248L249 193H252V191L254 190V189H256V187H258L260 184H262V182H259V183H257L256 181L257 180H254V178H257L258 176H259V173L258 172H249V173H246L245 171V167H250L251 165L250 164H246V162H252V160L253 159H255V158H253V159H251V158H249V159H247L246 161H244V159H241V160H239L238 158H233V160L231 161V163H226L227 161L225 160V158H221V159H224L226 162H224V163H222V162H220L219 163V160L220 159H218V160H216L217 158H216V156H215V154H210L209 153V155L208 154H206V156L204 155ZM253 157H255V155L253 156ZM75 158V157H74ZM81 158V157H80ZM128 158V157H127ZM154 158H157V157H154ZM171 158V157H170ZM183 158V157H182ZM190 158H193V157H190ZM196 158H198V157H196ZM200 158V157H199ZM85 159V158H84ZM98 159V158H97ZM100 159V160H99ZM99 159H98V161L99 162H101V158L99 157ZM134 159V158H133ZM167 159V158H166ZM181 159V158H180ZM184 159V158H183ZM186 159H187V157H186ZM185 159V160H186ZM189 159V158H188ZM201 159V158H200ZM257 159V158H256ZM260 159V158H259ZM0 160L1 161H3L2 160V158H0ZM80 160V159H79ZM105 160V159H104ZM116 160V159H115ZM118 160H120V159H118ZM124 160V159H123ZM141 160V159H140ZM143 160V159H142ZM149 161H150V159H148ZM152 160H153V158H152ZM151 160V161H152ZM168 160V159H167ZM193 160H195V159H193ZM192 160V161H193ZM236 160V162H233V161H235ZM238 160V161H237ZM262 162L264 161V158L262 157ZM78 161V160H77ZM108 161V160H107ZM106 161V162H107ZM117 161V160H116ZM155 161V160H154ZM164 161H166V160H164ZM170 161H172V160H170ZM216 161H218V162H216ZM254 161V160H253ZM256 161V160H255ZM255 161H254V163H255ZM80 162V161H79ZM84 162V161H83ZM86 162V161H85ZM88 162V161H87ZM86 162V163H87ZM92 162H93V160H92ZM96 162H97V160H96ZM163 162V161H162ZM189 162H190V160H189ZM229 162H230V160H229ZM233 162V163H232ZM258 162V161H257ZM261 162V161H260ZM70 163V162H69ZM73 163H74V161H73ZM112 163V162H111ZM113 163H115V162H113ZM112 163V164H113ZM181 163H183V162H181ZM186 163V162H185ZM193 162H190V164H192ZM264 163V162H263ZM85 164V163H84ZM119 164V163H118ZM129 163H127V162H121L120 164H119V166L118 167H120V170L121 171H125L124 169H128V170H132L131 168L133 167H135V166H132L131 164H129V165H131V166H129L128 165ZM42 166L40 169H39V166ZM83 165V164H82ZM110 165V164H109ZM109 165H107V166H109ZM114 165V164H113ZM85 166V165H84ZM83 166V167H84ZM102 166V165H101ZM105 166V165H104ZM129 166V167H128ZM137 166V165H136ZM156 166V165H155ZM253 166V165H252ZM111 167V166H110ZM110 167H108V168H103V170L101 171L102 172V174L101 173H99L100 175H104V179H105V177H107L106 179H108V175L109 174H111V169H110ZM140 167H138V169H139ZM147 168V167H146ZM163 168V167H162ZM251 168V167H250ZM253 168H255V165H254V167ZM123 169V170H122ZM134 169H136V167L134 168ZM148 169V168H147ZM160 169V168H159ZM257 169V168H256ZM261 169V168H260ZM259 169V170H260ZM77 170H78V172H80V173H82V167H78L77 168ZM99 171L101 170V168L100 169H98ZM127 170V171H128ZM149 170V169H148ZM153 170V169H152ZM165 170V169H164ZM263 169H261V171H262ZM117 171H119V169H117ZM117 171H115V172H117ZM133 171V170H132ZM150 171V170H149ZM94 172V171H93ZM96 172V171H95ZM153 172V171H152ZM154 172H155V170H154ZM157 172H159V171H157ZM161 172V171H160ZM263 172V171H262ZM114 173V172H113ZM127 174H128V172H126ZM132 173H134V172H132ZM139 173V172H138ZM151 173V172H150ZM71 174V173H70ZM91 174V173H90ZM97 174H98V172H97ZM115 174V173H114ZM114 174H112V176H114V178H115V175ZM119 174V172H117V175ZM142 174V173H141ZM140 174V175H141ZM258 174V175H257ZM94 175H96V173L94 174ZM124 175V177H122V178H125V174H123ZM144 177H145V175L144 174H142ZM141 175V176H142ZM29 176V175H28ZM70 176V175H69ZM93 175H91V177H92ZM119 176H120V174H119ZM142 176V177H143ZM150 176V175H149ZM72 177H73V175H72ZM97 177H98V175H97ZM100 177V176H99ZM148 177V176H147ZM66 178V177H65ZM114 178H113V180H114ZM151 178V177H150ZM104 179H101L100 181H97L98 183L99 182H102ZM116 180H118L117 179V177L115 178ZM121 179V178H120ZM155 179V178H154ZM122 180V179H121ZM127 180V179H126ZM125 180V181H126ZM130 180H128V181H130ZM131 180V181H132ZM146 180H147V178H146ZM263 180V179H262ZM10 181V183L12 184L13 182H11ZM87 181V180H86ZM105 181V180H104ZM110 181H111V179H110ZM119 181V180H118ZM127 181V182H128ZM142 181H144V182H146L145 181V179H143ZM164 181V180H163ZM81 182V181H80ZM109 182V179H108V181H107V183ZM112 182V184H114V182H116V181H111ZM111 182H109L108 184L109 185H111ZM124 182V181H123ZM75 183H77V182H75ZM74 183V184H75ZM83 183V182H82ZM94 183V182H93ZM98 183L97 184H95V185H98ZM120 183H122V182H120ZM10 184V186H12ZM15 184H16V182H15ZM15 184H13V185H15ZM78 184V183H77ZM101 184V183H100ZM98 185V186H101V188H99V190H101L103 187H102V185ZM134 184V183H133ZM146 184V185H145ZM149 184V183H148ZM150 184H151V182H150ZM158 184V183H157ZM52 185V184H51ZM80 185H81V183H80ZM94 185V184H93ZM94 185V186H95ZM115 185V184H114ZM114 185H111L113 188L112 189H115L116 188V185H117V182H116V185L114 186ZM121 184H119L118 183V185L117 186H120ZM143 185H145L144 187H143ZM156 185V184H155ZM169 185H175V188H172V187H170ZM79 186V185H78ZM87 186H89V185H87ZM90 186H92V184H90ZM89 186V187H90ZM97 186V187H98ZM107 186V185H106ZM110 186V187H111ZM154 186V185H153ZM157 186H161L160 184H158ZM0 187H1V189L2 190H5V191H7L8 189H9V179L7 180V179H5V181L4 180H0ZM72 187H74L73 185H72ZM72 187H70L71 189H72ZM79 187H81V186H79ZM89 187H88V189H89ZM96 187V188H97ZM109 187V186H108ZM124 187V186H123ZM147 187V186H146ZM151 187V186H150ZM155 187V186H154ZM153 187V188H154ZM75 188V187H74ZM73 188V189H74ZM117 188V189H118ZM133 188V187H132ZM152 188V189H153ZM65 189V188H64ZM129 189V188H128ZM149 189V188H148ZM160 189H158L157 188V190L159 191ZM264 189V188H263ZM77 190V189H76ZM86 190H87V188H86ZM93 190V189H92ZM104 190V189H103ZM107 190V189H106ZM145 190V189H144ZM150 190V189H149ZM154 190V189H153ZM155 190H156V187H155ZM154 190V191H155ZM155 191L154 193H152V190H151V192H149L150 194H155L156 193V196L155 197H157V192L158 191ZM161 190V191H162ZM218 190H220L218 193H216V192H214V191H218ZM81 191V190H80ZM84 191H85V189H84ZM109 191V190H108ZM143 191V192H142ZM163 191V192H164ZM16 192V193H15ZM38 192V193H37ZM68 192V191H67ZM73 191H71V193H72ZM78 192V191H77ZM90 192V191H89ZM160 192V191H159ZM163 192H162V194H163ZM164 192V193H165ZM19 193V194H18ZM71 193H69L70 194V196H71ZM80 193H82V192H80ZM86 193V192H85ZM84 193V194H85ZM99 194L98 192H94V194ZM105 193H106V191H105ZM225 193H227V195H225ZM18 194V195H17ZM43 194V195H42ZM62 194V193H61ZM67 194V193H66ZM65 194V195H66ZM87 194V193H86ZM110 193H108V195H109ZM125 194V193H124ZM159 194H161V193H159ZM159 194H158V197H159ZM38 195H39V198H38ZM68 195V194H67ZM100 195V194H99ZM103 195V194H102ZM165 195V194H164ZM163 195V196H164ZM167 195L166 196H164V197H162V198H165V197H167ZM171 195V196H170ZM217 195H222L221 197H225V201L224 202H221V203H219V202H217V201H215V200H218V196ZM251 195H254V194H250L249 196H251ZM88 196V195H87ZM94 196V195H93ZM104 196V195H103ZM142 196H144V195H142ZM146 196V195H145ZM161 196V195H160ZM226 196H228L227 198H226ZM256 196V195H255ZM53 197H55V196H53ZM57 197V196H56ZM91 197V196H90ZM98 197V196H97ZM148 197V196H147ZM154 197V195L152 196V198H155ZM158 197H157V199H158ZM169 197H167L168 199H169ZM58 198V197H57ZM57 198H55V199H57ZM73 198V197H72ZM96 198V197H95ZM142 198V197H141ZM145 199H143V201H146V197H144ZM151 198V197H150ZM161 198V197H160ZM159 198V199H160ZM166 198V199H167ZM65 199V198H64ZM68 199V201H70L69 200V198H67ZM67 199H65L66 201H67ZM166 199H164V201H166ZM113 200V201H112ZM124 200V201H123ZM160 200H162V199H160ZM5 201V200H4ZM64 201V200H63ZM87 201V198H86V200L82 203L83 205V207L85 208V210L87 211V215H88V213L89 214H91V213H93L92 212V210H91V207H90V205L86 202ZM95 201L98 203V200H96L95 199ZM110 201H112V202H110ZM134 201V202H133ZM138 201V202H139ZM152 201H154L153 199H152ZM158 202H160L159 200H157ZM214 201V202H213ZM219 201V200H218ZM221 201V200H220ZM139 202V203H140ZM155 202H156V198H155ZM162 202V201H161ZM66 203V202H65ZM65 203H60L59 204V207H58V215L59 214H61L62 213V211L65 209ZM125 203V202H124ZM131 204L130 202H127V204ZM146 203V204H145ZM166 203V202H162V205H164V204ZM176 203V204H177ZM49 204H51L50 202L48 203V205ZM176 204H175V207H176ZM222 204V205H221ZM19 205V204H18ZM71 205V204H70ZM126 205V204H125ZM133 204H131V206H132ZM135 205H133V207H135ZM166 205V204H165ZM186 205V206H185ZM200 206V208H198ZM8 207V206H7ZM68 207V206H67ZM73 207V206H72ZM72 207H70V208H72ZM96 207H98V206H96ZM128 207V206H127ZM173 207V206H172ZM20 208V207H19ZM67 209V208H66ZM100 209V208H99ZM128 209V208H127ZM135 209V208H134ZM173 209V208H172ZM199 209V210H198ZM98 210V209H97ZM171 210V209H170ZM170 210H169V212L168 213H170ZM231 211V214H227L226 213V211ZM30 211V210H29ZM53 211H54V209H53ZM99 211H101V209L99 210ZM98 211V212H99ZM138 211V212H137ZM2 212V211H1ZM16 212V211H15ZM21 212V211H20ZM32 212V211H31ZM84 212V211H83ZM94 212H96V211H94ZM133 212V211H132ZM143 212V213H142ZM14 213V212H13ZM33 213V212H32ZM49 213H51V212H49ZM74 213V212H73ZM76 213V212H75ZM86 213V212H85ZM103 214H104V212H102ZM101 213V214H102ZM158 213L160 214V216L158 217ZM35 214V213H34ZM68 214V213H67ZM79 214V213H78ZM139 214V215H138ZM171 214V215H172ZM196 214H198L199 215V217H196L195 215ZM5 215H6V213H5ZM26 215V214H25ZM24 215V216H25ZM30 215H31V213H30ZM30 215H28V216H30ZM41 215V214H40ZM47 215V214H46ZM50 215V214H49ZM64 215V214H63ZM74 215H76L77 216V214H74ZM81 215H82V213H81ZM97 215H98V213H97ZM169 215V214H168ZM170 215V216H171ZM56 216V215H55ZM61 216H62V214H61ZM75 216V217H76ZM79 216V215H78ZM78 216H77V218H78ZM58 217V216H57ZM63 217V216H62ZM61 217V218H62ZM81 217V216H80ZM93 217V216H92ZM91 217V218H92ZM105 217V218H106ZM172 217V216H171ZM214 217V218H213ZM13 218V217H12ZM28 218V217H27ZM30 218V217H29ZM32 218V217H31ZM71 218V217H70ZM76 218V219H77ZM95 218H96V216H95ZM117 218V219H116ZM165 218H166V221L169 223H167L168 225H170V226H168V227H170V229H168V231L166 232V233H163V231L160 229V227H157L158 225V223L156 224V225H153L152 223L153 222H155V221H158V222H160V221H162V222H164L165 221ZM207 218H209L207 221H206V225H209V223H212V225H209L210 227L207 229V230H203V229H201L200 230V228H198V224L199 223H201L202 224V222H203V220L204 219H207ZM14 219H16V218H14ZM25 219H26V217H25ZM60 219V218H59ZM58 219V220H59ZM72 219V218H71ZM84 219V218H83ZM86 219V218H85ZM210 219H212V220H210ZM17 220V219H16ZM23 220V219H22ZM29 220V219H28ZM41 220V219H40ZM54 220L56 221L57 219H55V217H54ZM53 220V221H54ZM70 220V219H69ZM73 220H75L74 218H73ZM94 220V219H93ZM93 220H91V219H89V222H88V224L89 223H91V222H93ZM164 220V221H163ZM19 221V220H18ZM24 221V220H23ZM22 221V222H23ZM30 221V220H29ZM70 221H72V220H70ZM80 221H82V219H79V222ZM165 221V222H166ZM16 222V221H15ZM32 222V221H31ZM39 222V221H38ZM50 222V221H49ZM75 222V221H74ZM73 221H72V223L74 224V227L76 226L75 225V223H74ZM115 222L113 223V224H115ZM164 222V223H165ZM71 223V224H72ZM81 224H82V222H80ZM3 224V223H2ZM17 224V223H16ZM15 224V225H16ZM67 224V223H66ZM78 224V223H77ZM85 225H87L86 223H84ZM84 224H82V225H84ZM5 225H6V223H5ZM24 225H25V223H24ZM28 225H30V224H28ZM28 225H27V227H28ZM49 225H50V223H49ZM49 225H46V226H43V227H41V229L39 230V233H43L45 230H47V228L48 227H50ZM79 225V224H78ZM77 225V226H78ZM84 225V226H85ZM134 225V224H133ZM137 225V224H136ZM214 225V226H213ZM17 226V225H16ZM23 226V225H22ZM70 226V225H69ZM73 226V225H72ZM80 226V225H79ZM139 226V225H138ZM8 227V226H7ZM18 227H20V226H18ZM38 227H40V226H38ZM61 227V226H60ZM64 227V226H63ZM82 227V226H81ZM163 227V226H162ZM232 227V229H233V232H234V234H238V235H235V237H245L246 236V233H247V231H245V227H244V224L242 223V220L238 223V224H236L235 226H231ZM68 228V227H67ZM73 228V227H72ZM77 228V227H76ZM80 228V227H79ZM78 228V229H79ZM86 228V227H85ZM84 227L82 228L83 230L85 229ZM0 229H3L2 227L0 228ZM10 229H11V226H10ZM18 229V228H17ZM23 229V228H22ZM62 229H64V228H62ZM75 228H73L72 229V231H75V230H77V229H75ZM81 228L79 229V231H80V233H83V237H84V233H86V231L85 232H81V231H83ZM97 229V228H96ZM165 230H167L166 228H164ZM163 229V230H164ZM19 230H21V229H19ZM36 230V229H35ZM198 230H200V233L198 234ZM27 231V230H26ZM33 231V230H32ZM72 231L70 230V235H72ZM78 231V230H77ZM138 231V230H137ZM256 231H258L259 232V228H257L256 229ZM1 232V231H0ZM3 232V231H2ZM5 232V231H4ZM14 233H15V231H13ZM34 232V231H33ZM38 232V231H37ZM76 232V231H75ZM123 232V231H122ZM14 233L12 234V233H8V234H10L12 237H13V235H14ZM17 233V232H16ZM30 233V232H29ZM36 233V232H35ZM78 233V232H77ZM6 234V233H5ZM86 234H88V233H86ZM1 235V234H0ZM27 235V234H26ZM25 235V236H26ZM29 235V234H28ZM28 235H27V237L25 238V239H27L28 238ZM42 235V234H41ZM60 235V234H59ZM74 235H76L77 236V234H74ZM80 235H82V234H80ZM80 235H78L77 236V238L79 239L80 238ZM89 235V234H88ZM211 235V236H210ZM6 236V235H5ZM15 236V235H14ZM19 236V235H18ZM23 236H24V234H23ZM33 236V235H32ZM32 236H30L29 235V237L31 238ZM52 236V235H51ZM69 236V235H68ZM73 236V235H72ZM87 236V235H86ZM85 236V237H86ZM95 236V235H94ZM147 236V237H148ZM218 235H216V236H214V238L215 237H217ZM21 237H22V235H21ZM57 237V236H56ZM62 237V236H61ZM71 237V236H70ZM234 237V236H233ZM2 238H5V237H2ZM15 238V237H14ZM35 238V237H34ZM43 238V237H42ZM41 238V239H42ZM53 237H51V240H53L52 239ZM77 238H74V241H75V239H77ZM89 238V237H88ZM9 239V238H8ZM36 239V238H35ZM46 239V238H45ZM45 239H42L43 241L45 240ZM64 239V238H63ZM62 239V240H63ZM69 239V238H68ZM80 239H82V238H80ZM87 239V238H86ZM233 239H235V238H233ZM233 239H231V240H228V242L229 243H231V244H229V243H226L225 245H222L221 247H223L224 248V250L221 248V251H223L224 253H226V252H228V251H226V250H231L232 249V251H234V249H233V247H234V245H232L233 244V242L234 241H232ZM10 240V239H9ZM9 240H7L8 242H11V241H9ZM14 239H12V241H13ZM31 240V239H30ZM60 240V239H59ZM59 240H58V242H59ZM72 240V239H71ZM70 240V241H71ZM91 240H93V239H91ZM91 240H86L85 242L86 243H89L88 241H90V242H92ZM196 240H198V239H196ZM26 241V240H25ZM36 241H38V240H36ZM56 241V240H55ZM65 241V240H64ZM64 241H62V243L64 242ZM73 241V242H74ZM84 241V240H83ZM164 241H165V243H164ZM6 242V241H5ZM16 242V241H15ZM46 242V241H45ZM48 242V241H47ZM58 242H55V243H57L56 245H58ZM66 242H68V241H65V243ZM78 243H79V241H77ZM76 242V243H77ZM14 243V242H13ZM18 243V242H17ZM34 243V242H33ZM40 243V242H39ZM44 243V242H43ZM75 243V242H74ZM77 243V245L75 244V246H71L72 247V249L70 248V251H72L73 253H75V255L77 254V258L78 259H80L81 260V258H79V256L84 252V251H88L87 249H89V248H87L85 245H84V248L86 249V250H80L79 249V247H81L79 244H81V243H79L78 244ZM7 244V243H6ZM22 244V243H21ZM42 244V243H41ZM60 244H61V242L59 243V247H60ZM116 244V243H115ZM120 244V245H121ZM16 245V244H15ZM23 245V244H22ZM21 245V246H22ZM69 245V244H68ZM91 245V244H90ZM107 246H108V244H106ZM105 245V247L107 248V251L109 250L108 249V247ZM119 245V246H120ZM14 246V245H13ZM25 246V245H24ZM32 246V245H31ZM39 246V245H38ZM42 246H44V245H42ZM46 246V245H45ZM110 246V245H109ZM116 246H118L117 244H116ZM1 247V246H0ZM57 247V246H56ZM58 247V248H59ZM82 247H83V245H82ZM81 247V248H82ZM113 247V246H112ZM112 247H111V249H112ZM115 247V246H114ZM11 248H14V247H11ZM27 248V247H26ZM68 249V251L67 252H69V248L66 246V247H64V249L63 250H65V249ZM106 248H104V249H106ZM125 247H123V249H124ZM225 248H226V250H225ZM25 249V248H24ZM44 249V248H43ZM57 249V248H56ZM62 249V248H61ZM80 251H79V250ZM83 249V248H82ZM117 249V248H116ZM44 250H46V249H44ZM51 250H52V248H51ZM62 250V251H63ZM113 250V249H112ZM112 250H111V252H112ZM3 251V250H2ZM12 251V250H11ZM48 251V250H47ZM53 251V250H52ZM52 251H50V252H52ZM59 251H60V249H59ZM101 251V250H100ZM106 251V250H105ZM57 252H58V250L56 251V254H57ZM64 252V251H63ZM86 252H84V254L86 253ZM94 252V251H93ZM110 252V251H109ZM118 252H120V251H118ZM118 252H116L115 250L113 251V253H116V255L115 256H117V253ZM180 252V253H179ZM216 252H219L218 254L216 253ZM222 252V253H223ZM2 253H4V252H2ZM19 253V252H18ZM27 253V252H26ZM52 253H55L54 251L52 252ZM69 253H71V252H69ZM73 253H71V255L73 254ZM103 253V252H102ZM130 253V252H129ZM222 253H220V257H221V259H222V256L223 255H225L226 257H227V255L228 254H230V253H227V254H222ZM44 254V253H43ZM83 254V256L85 257L86 255H84ZM108 254V253H107ZM119 254V253H118ZM121 254V253H120ZM131 254V253H130ZM21 255V254H20ZM37 255H39V254H37ZM48 255V254H47ZM50 255V254H49ZM48 255V256H49ZM74 255V256H75ZM216 255V256H215ZM231 255V254H230ZM229 255V257H231L232 258V255L230 256ZM4 256V255H3ZM10 256V255H9ZM15 256V255H14ZM19 256V255H18ZM43 256V255H42ZM101 256V255H100ZM108 256V255H107ZM106 256V257H107ZM215 256V257H214ZM225 256H223V260L225 261V259H224V257ZM12 257V256H11ZM20 257V256H19ZM76 257V256H75ZM104 257V256H103ZM121 257H123L122 256V254H121ZM127 256H125V257H123L124 258V260H125V258H126ZM138 257L140 258V260L138 259ZM198 259H197V258ZM225 257V258H226ZM234 257V256H233ZM236 257H237V259H236ZM235 258H233L232 260L234 261V263H235V260L234 259H236V260H238L239 261V259H242L241 257L240 258H238L239 256H236ZM9 258V257H8ZM42 258H45V255H44V257H41V259ZM55 258V257H54ZM117 259L119 258V256L118 257H116ZM228 258V257H227ZM226 258V259H227ZM3 259H5V258H3ZM72 259V258H71ZM83 259V258H82ZM104 259V258H103ZM195 259H197V260H195ZM246 258H244V260H245ZM248 259V258H247ZM58 260V259H57ZM120 260H123V259H121L120 258ZM128 260H131V259H128ZM134 260V259H133ZM223 260H221V261H223ZM26 261V260H25ZM82 261V260H81ZM102 261V260H101ZM108 261V260H107ZM106 260L103 262V263H105L106 264V262H107ZM110 262H111V260H109ZM114 261V260H113ZM126 261V260H125ZM137 261H135L134 260V262H135V264H137ZM223 261V262H224ZM229 261V260H228ZM240 261H242V263L244 262L243 260H240ZM248 261V260H247ZM3 262H5L4 260H3ZM78 263H79V260L77 261ZM109 262V263H110ZM129 262V264H130V261H128ZM128 262H126V263H128ZM195 262V263H194ZM223 262H221V263H223ZM226 262V261H225ZM2 263V260H0V264ZM6 264H18L19 262H15L14 260H6V262H5ZM63 263V262H62ZM73 263V262H72ZM101 263V262H100ZM100 263H96V264H100ZM121 263V262H120ZM227 263V262H226ZM225 263V264H226ZM238 262L236 261V264H237ZM245 263H246V261H245ZM33 264H35V263H33ZM38 264H43V262L42 263H38ZM50 264V263H49ZM52 264V263H51ZM61 264V263H60ZM66 264H69V263H66ZM75 264V263H74ZM80 264H88V263H85V262H83V263H81L80 262ZM113 264V263H112ZM131 264H133V262L131 263ZM140 264V263H139ZM253 264H255V263H253Z\"/></svg>",
    "mask_w": 264,
    "mask_h": 264
}]
</instances>
